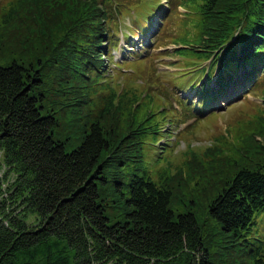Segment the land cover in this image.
<instances>
[{"label":"trees","instance_id":"1","mask_svg":"<svg viewBox=\"0 0 264 264\" xmlns=\"http://www.w3.org/2000/svg\"><path fill=\"white\" fill-rule=\"evenodd\" d=\"M123 1L22 0L0 12V168H6L0 175V264H215L210 248L238 244L250 251L246 264H264V161L258 160L264 147L257 150L254 131L246 134L253 121L239 130L240 159L221 150L207 162L186 161L188 177L203 176L195 178L197 197L186 211L171 206L173 177L160 182L148 171L146 136H162L164 123L190 116L196 104L178 98L177 110L144 84L112 83L105 65L120 18L130 13ZM156 1L133 6L137 27L150 25L162 7ZM168 5L182 20L192 11L197 15V31L179 34L169 32L168 12L158 46L175 42L174 52L185 56L187 66L211 61L198 89L200 107L209 109L233 85L244 94L238 103L250 108L239 116L261 118L256 128L264 130V103L246 97L264 101V0ZM124 40L136 51L128 36ZM129 65L134 71L118 70L117 79L140 73L134 62ZM146 72L153 79L156 69L149 64ZM61 122L64 132L57 131ZM73 138L76 146L68 150ZM132 166L140 171L127 180L125 170ZM183 170L178 167L175 175ZM8 173L16 176L6 184ZM105 185L116 191L114 205L123 209L115 221L101 196ZM201 199L223 233L218 242L209 231L214 223L206 221L203 233Z\"/></svg>","mask_w":264,"mask_h":264},{"label":"rangeland","instance_id":"2","mask_svg":"<svg viewBox=\"0 0 264 264\" xmlns=\"http://www.w3.org/2000/svg\"><path fill=\"white\" fill-rule=\"evenodd\" d=\"M17 1L19 2L22 0H0V12L8 10L10 6ZM141 1L147 0L123 1L130 4V13L123 14L120 18L119 31L114 34L117 41L111 48V56L107 59L105 67L106 70L112 74V83L118 81L117 84L120 85V82L123 83L124 81H128L144 89V85H146L162 100H165L177 110H182L181 106L177 103L176 99L178 98L183 101L187 100L189 105L196 104L194 105L195 108L191 107V110L188 112L190 116H181L177 118L176 121L169 120L167 123H164L162 136L149 134L142 144V150L144 152L143 158L153 179L162 182L163 180H167L169 176L173 177L171 185H173V188L176 190L175 199H173L171 206L176 212H183L188 209L187 206L189 204L191 205V199L197 197L198 191L194 189H197L199 185L195 183V178H199L200 180L203 179V176L199 173H196V176L193 178L186 175V161H195L198 163V161L203 160L207 162L214 158V152L217 153L221 150H225L226 154L233 157L235 160L240 159L242 154L235 148H241L243 144L238 133L241 128L246 127L247 121H253V124L250 123L251 125H249L246 134H252L253 131L255 132V138L258 140L255 146L260 152V144L264 147V130H260L256 127L259 126L262 119L257 116L255 119L254 116H239L244 115L248 110L250 111V108L244 105V102L238 103L244 98V94H242L241 91L239 92V88L233 85H231L227 91L229 95L214 99L209 109L200 107L199 102L202 98L198 94V89L202 86V83L207 80L204 67L208 66L211 61H200L196 63V65L192 64L187 66L185 56L174 52L175 48H179L175 42L166 39V43L158 46V33L160 32V28L165 25L167 13L170 11L172 12V3L168 5L169 0L156 1L162 7L159 11H155L156 14H153L150 25L145 28L135 25V21L138 17L135 10H133V6L141 3ZM178 11L185 12L187 10L183 6H179ZM171 12L169 13L171 18L168 22L170 33L184 34L187 31L188 34H193L197 31L193 25V20L197 18L194 11L187 17L188 20H182L181 17L184 15L179 12L174 14H171ZM1 19L0 17V20ZM132 34H134V38H132ZM127 36L132 40V44L135 45V48H137L136 51L130 49L131 47H128L124 41ZM130 51L133 52V55L129 54ZM2 52L9 53L6 49ZM137 60L141 61L136 63ZM130 62L136 64L137 71L140 70V73L134 76H125L121 74L117 79V73L115 72L118 70L126 74L134 71V66L129 65ZM149 64L156 69V74L153 76V79L148 77V75H150L149 72L148 75L146 74ZM172 78H177L175 81L178 83L180 80L190 79L191 81L189 86L180 87L178 83L173 84ZM211 84L215 85V77H213ZM256 93L255 91V94ZM246 97L253 99L259 104L264 103L263 100L253 97L250 93H246ZM213 110L217 113L208 116ZM240 111L241 114H239ZM63 120L67 121L66 118H63L62 121ZM64 125L65 123L61 122V126L57 131L62 132ZM75 146L76 138H73L67 144V149L69 150ZM208 148H211V150H208ZM260 153H262V155L258 156V160L262 162L264 161V153ZM212 163L214 164L213 160L211 161V164ZM211 164L207 166H212ZM178 167L184 169L181 175H175ZM5 169L4 166L0 168V175H3ZM139 171L140 170H134L133 166L126 168L125 173L127 180H130L134 173ZM15 176V173H8L6 175V184L15 179ZM100 191L101 196L108 203L107 214L111 221L121 218L123 209L122 207H116L113 201L116 198V191L113 190L110 185L101 186ZM117 193L119 192L117 191ZM205 202L204 199H201L198 205L197 215L199 222L202 225L204 234L206 233L204 223L206 221L212 224L214 223L213 226L209 227V231L215 234L214 241L218 242L223 233L216 221L204 212ZM28 218L30 222L34 220L33 214L29 215ZM259 227L260 231L264 229L262 223H260ZM222 244L225 246L227 243L222 241ZM214 248H210V250L213 251L211 259L215 264H246L250 261V251L246 250V246L243 247L238 244L224 248L221 251Z\"/></svg>","mask_w":264,"mask_h":264},{"label":"bare ground","instance_id":"3","mask_svg":"<svg viewBox=\"0 0 264 264\" xmlns=\"http://www.w3.org/2000/svg\"><path fill=\"white\" fill-rule=\"evenodd\" d=\"M132 38H134V36H132ZM125 41V40H124ZM133 46H134V49H136L137 50V48H135V45L134 44H132ZM129 47V46H128ZM131 49V48H130Z\"/></svg>","mask_w":264,"mask_h":264}]
</instances>
